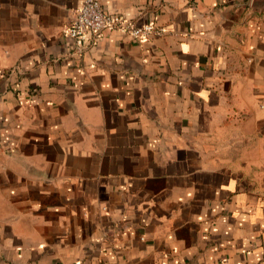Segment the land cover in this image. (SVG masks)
Here are the masks:
<instances>
[{
    "label": "crops",
    "instance_id": "crops-1",
    "mask_svg": "<svg viewBox=\"0 0 264 264\" xmlns=\"http://www.w3.org/2000/svg\"><path fill=\"white\" fill-rule=\"evenodd\" d=\"M99 1L0 0V264H264V0Z\"/></svg>",
    "mask_w": 264,
    "mask_h": 264
},
{
    "label": "built area",
    "instance_id": "built-area-1",
    "mask_svg": "<svg viewBox=\"0 0 264 264\" xmlns=\"http://www.w3.org/2000/svg\"><path fill=\"white\" fill-rule=\"evenodd\" d=\"M118 28L140 40L146 39L150 34L161 33L152 24L138 27L127 23L122 16L105 11L99 0H81L65 29V34L76 48H80L102 30Z\"/></svg>",
    "mask_w": 264,
    "mask_h": 264
}]
</instances>
